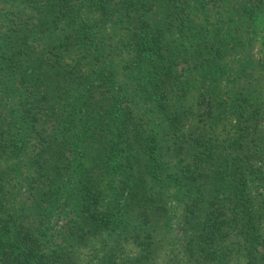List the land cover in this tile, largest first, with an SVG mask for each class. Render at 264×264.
<instances>
[{
  "label": "trees",
  "instance_id": "obj_1",
  "mask_svg": "<svg viewBox=\"0 0 264 264\" xmlns=\"http://www.w3.org/2000/svg\"><path fill=\"white\" fill-rule=\"evenodd\" d=\"M260 16L0 0V264H264Z\"/></svg>",
  "mask_w": 264,
  "mask_h": 264
},
{
  "label": "rangeland",
  "instance_id": "obj_2",
  "mask_svg": "<svg viewBox=\"0 0 264 264\" xmlns=\"http://www.w3.org/2000/svg\"><path fill=\"white\" fill-rule=\"evenodd\" d=\"M264 16H260L258 19L259 26H257L254 35V41H253V49L256 50L259 47V43L264 40V23H263ZM237 25V23H235ZM242 27V24H240V28ZM256 53V52H254ZM255 56H258L256 54Z\"/></svg>",
  "mask_w": 264,
  "mask_h": 264
}]
</instances>
